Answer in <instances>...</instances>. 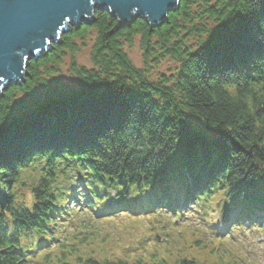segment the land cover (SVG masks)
Listing matches in <instances>:
<instances>
[{"label":"trees","instance_id":"16d2710c","mask_svg":"<svg viewBox=\"0 0 264 264\" xmlns=\"http://www.w3.org/2000/svg\"><path fill=\"white\" fill-rule=\"evenodd\" d=\"M88 33L91 67L71 60L75 85L45 86ZM135 37L146 70L124 51ZM165 58L177 67L151 79ZM26 73L0 97V264H249L221 245L209 261L156 250L68 260L52 248L89 212L194 215L220 244L245 223L264 227V0H179L158 26L96 10Z\"/></svg>","mask_w":264,"mask_h":264},{"label":"rangeland","instance_id":"374dc122","mask_svg":"<svg viewBox=\"0 0 264 264\" xmlns=\"http://www.w3.org/2000/svg\"><path fill=\"white\" fill-rule=\"evenodd\" d=\"M75 42L78 50L74 53L68 51L64 53L61 63L53 66V70H49V73L53 74L50 78L46 77L45 86H54L53 78L60 84L74 86L76 78L70 71L71 60L79 66L91 67L89 53L93 43V34L88 33L84 40ZM124 51L135 67L146 70L139 37H135L132 44H125ZM176 67L177 64L174 61L165 58L158 64H151L147 68L149 77L155 79L159 74L168 75ZM19 193L25 201H28L29 192L26 188L21 189ZM157 213V216L151 214L150 216L145 214L116 215L95 220L90 217L93 214L89 212L83 220H70L66 228L60 229L61 234L54 241V248H52L54 249L53 254L58 256L63 254L68 260H74L78 255L91 254L100 260L126 257L130 261L156 250L169 252L172 255L183 253L194 256L196 260L209 261L216 259V254L212 253V250H216L217 245H221L239 254L243 262L264 264V227H255L245 223L243 228L233 230L228 240L220 244L205 223L194 215L187 219L183 216L171 219L170 215V217L166 215V209ZM213 227L223 231L218 219L213 221ZM197 241L200 243L196 244ZM60 245H63L62 248H59Z\"/></svg>","mask_w":264,"mask_h":264},{"label":"water","instance_id":"95a60500","mask_svg":"<svg viewBox=\"0 0 264 264\" xmlns=\"http://www.w3.org/2000/svg\"><path fill=\"white\" fill-rule=\"evenodd\" d=\"M179 0H0V97L27 76L29 60L48 51L69 26L92 21L96 10L128 23L158 26Z\"/></svg>","mask_w":264,"mask_h":264}]
</instances>
